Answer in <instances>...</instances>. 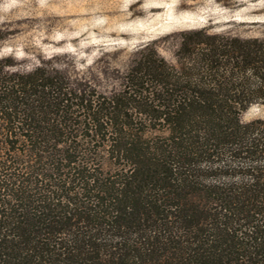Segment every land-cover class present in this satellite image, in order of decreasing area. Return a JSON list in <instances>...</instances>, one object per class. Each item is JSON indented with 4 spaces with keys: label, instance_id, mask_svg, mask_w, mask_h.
I'll return each mask as SVG.
<instances>
[{
    "label": "trees",
    "instance_id": "1",
    "mask_svg": "<svg viewBox=\"0 0 264 264\" xmlns=\"http://www.w3.org/2000/svg\"><path fill=\"white\" fill-rule=\"evenodd\" d=\"M163 40L0 45V264H264V32Z\"/></svg>",
    "mask_w": 264,
    "mask_h": 264
},
{
    "label": "rangeland",
    "instance_id": "2",
    "mask_svg": "<svg viewBox=\"0 0 264 264\" xmlns=\"http://www.w3.org/2000/svg\"><path fill=\"white\" fill-rule=\"evenodd\" d=\"M4 25L12 34L0 45L18 60L68 53L81 67L117 52L113 65L122 67L139 46L182 30L264 32V0H0ZM257 118L264 119V107L243 115Z\"/></svg>",
    "mask_w": 264,
    "mask_h": 264
}]
</instances>
